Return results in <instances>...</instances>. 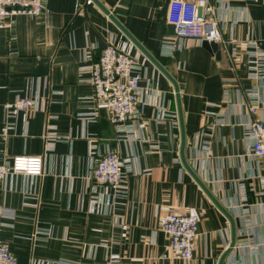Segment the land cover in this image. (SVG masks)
<instances>
[{
  "label": "crops",
  "instance_id": "obj_1",
  "mask_svg": "<svg viewBox=\"0 0 264 264\" xmlns=\"http://www.w3.org/2000/svg\"><path fill=\"white\" fill-rule=\"evenodd\" d=\"M100 1L179 84L186 159L235 217L237 246L225 264H264V197L244 131L253 117L247 91L259 97L254 116L264 118V80L249 78L245 66L249 41L264 50V0H223L219 59L198 40L167 53L163 45L174 38L170 0ZM110 40L126 43L143 68L141 113L125 123L131 136L97 107L83 68ZM19 96L37 98L42 108L8 119L4 105ZM219 118L224 123L213 125ZM8 122L14 127L6 141L0 138V162L44 154L43 175L0 183V238L18 264H219L231 242L230 221L181 161L174 85L93 0H46L44 14L0 20V129ZM48 132L56 136L49 151ZM91 144L131 159L126 200L110 204L113 189L93 184ZM94 195L100 209L93 208ZM173 210L200 215L189 261L165 257L170 239L159 222ZM37 230L48 236L34 238Z\"/></svg>",
  "mask_w": 264,
  "mask_h": 264
},
{
  "label": "built area",
  "instance_id": "obj_2",
  "mask_svg": "<svg viewBox=\"0 0 264 264\" xmlns=\"http://www.w3.org/2000/svg\"><path fill=\"white\" fill-rule=\"evenodd\" d=\"M225 6L223 0H170L167 21L175 26L174 38L165 41L163 48L168 54L173 52L186 40L203 42L214 41L221 44L223 40L220 18L217 15L219 8ZM201 12L199 13V9ZM46 12V0H0V20L10 19L16 15H41ZM245 66L249 78L257 81L264 80V50L259 43L251 40L246 51ZM233 56V51L231 52ZM90 71V83L95 90L97 107H104L108 111L110 122L120 133L127 136L134 134V129L125 126L126 121L138 118L142 88L141 80L143 68L134 57L128 45L117 44L110 40L96 61L83 66ZM232 81H226L230 85ZM248 107L253 117L245 123V137L250 146V154L257 162V177L261 183V192L264 197V118L254 116L259 108V97L255 91H247ZM224 98H229V91L224 92ZM8 119L16 118L19 113L27 110H40L42 107L37 98L19 96L5 105ZM89 113H83L87 115ZM91 114H95L92 112ZM167 113H162L166 117ZM224 123L219 118L213 125ZM51 126V125H50ZM49 126V129H50ZM13 124L8 122L0 129V138L6 141L10 136ZM53 128V126H51ZM48 151L53 146V132L47 133ZM51 140V141H50ZM209 147V145L207 144ZM90 153L93 157L91 166V180L94 185L113 189V199L110 204L116 205L118 200L128 197L127 173L132 171V161L122 158L115 150L101 153L95 144H91ZM44 173V154L15 155L3 157L0 162V183L11 179L14 175L40 176ZM244 195V187H242ZM93 208L100 209L102 200L93 196ZM264 205V198H262ZM109 204V205H110ZM199 213H182L173 210L163 215L159 226L170 239L171 252L165 257L173 259L191 260L194 257L196 239L199 234ZM47 237L48 233L41 230L35 232V237ZM237 246V244H236ZM233 251L230 255L235 251ZM0 264H18V258L11 251L8 243L0 238ZM45 264H68L65 261L56 263L46 261Z\"/></svg>",
  "mask_w": 264,
  "mask_h": 264
},
{
  "label": "water",
  "instance_id": "obj_3",
  "mask_svg": "<svg viewBox=\"0 0 264 264\" xmlns=\"http://www.w3.org/2000/svg\"><path fill=\"white\" fill-rule=\"evenodd\" d=\"M111 19L112 21L123 31V33L129 38V40L150 60L152 61L173 83L176 94L177 101V111L178 118L181 130V147H180V157L184 167L187 171L192 175V177L196 180V182L202 187L205 193L210 197L213 203L224 213V215L229 219L231 226V242L226 251L222 254L220 258L219 264H225L226 258L231 254L234 247L237 244V227L234 215L231 211L226 208L223 203L214 195L211 189L205 184V182L200 178L197 172L193 169L190 163L187 161L185 156V145H186V132H185V124H184V116L183 109L181 103V93L180 87L177 80L174 76L165 68V66L161 63L157 56L151 53L143 43L122 23V21L110 10L108 9L100 0H93ZM201 12V8L199 9V13ZM169 31L171 35H175V26L173 24H169ZM203 47H205L208 51L215 54L219 59L221 57V44L214 41L204 40L202 42ZM231 52V45L228 47Z\"/></svg>",
  "mask_w": 264,
  "mask_h": 264
}]
</instances>
